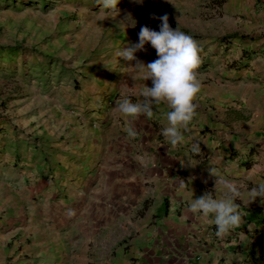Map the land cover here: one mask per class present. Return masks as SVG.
<instances>
[{
	"label": "crops",
	"instance_id": "1",
	"mask_svg": "<svg viewBox=\"0 0 264 264\" xmlns=\"http://www.w3.org/2000/svg\"><path fill=\"white\" fill-rule=\"evenodd\" d=\"M216 2L223 10L217 19L220 24L209 34H197L196 40L204 42L200 43L203 63L199 68L203 88L197 98V116L185 133L186 142L173 147L161 134L168 123L166 104L153 106L151 118L141 116L130 124L129 118L114 111L116 100L113 107L104 106L118 86L107 78L103 81L111 83L103 87L84 78L72 88L75 105L59 108L50 123L51 130L60 127V141L56 143L51 137L57 136L43 129L49 143L27 149L40 150L42 159L37 163L43 166V178L35 182L26 178L35 173L32 167V172L17 180L23 188L17 200L30 203L26 210H2L0 264H91L88 248L93 244L84 234L86 220L91 231L98 233L100 221L108 222L119 205L130 203L134 187L146 183L148 170L158 179L167 172L175 181L174 189L161 193L155 212L161 224L153 231L158 237L151 244L157 253H140L133 259L123 251L121 264H264V204L260 197L247 206L237 200L242 204L244 222L226 236L216 234L211 215L189 210L192 198L211 191L219 195L214 190L212 168L220 177L235 181L242 192L264 181V0ZM243 6L251 10L245 20L235 15ZM227 9L235 13H227ZM144 84L150 83L145 80ZM107 89H112L110 94ZM106 116H120L121 120L106 128L109 121H115ZM129 126L135 130L134 137L126 131ZM65 128L70 140L77 139L76 144L68 138L64 143ZM192 143H199V154L191 152ZM98 165L106 176L94 175L86 182L82 177ZM85 184L91 189H85ZM100 185L114 186L117 194L109 200L100 197L104 192ZM38 187L44 199L35 201L32 197ZM82 188L90 194L78 192ZM9 192L15 195L12 185Z\"/></svg>",
	"mask_w": 264,
	"mask_h": 264
},
{
	"label": "rangeland",
	"instance_id": "2",
	"mask_svg": "<svg viewBox=\"0 0 264 264\" xmlns=\"http://www.w3.org/2000/svg\"><path fill=\"white\" fill-rule=\"evenodd\" d=\"M216 1L119 0L116 9L111 10L103 8L98 0H0V216L2 210L27 209L29 201L17 200L23 189L17 180L26 172H32L33 167L35 173L26 178L35 182L43 178L44 170L37 163L42 159L40 150H28L49 143L50 137H43V129L57 136L51 139L58 142L60 127L51 130L49 126L54 123L59 108L65 110L75 105L72 88L84 78L103 87L111 83L103 81L107 78L119 88L107 89L108 94L112 92L104 103L106 108L113 107V101L123 96H129L134 102L142 99L140 91L144 80L132 79L136 73L131 64L135 61L120 58L117 53L138 42L142 26L159 31L161 21L153 15L167 14L172 28L196 35L195 40L197 34H209L221 22L217 19L221 18L223 10ZM250 11L243 6L235 15L245 20ZM231 12L233 10L227 9V13ZM104 16L107 17L102 19ZM145 48L146 51L136 53L139 60L148 63L157 59L150 43ZM148 83L151 87L150 79ZM106 117L115 120L109 121L106 128H112L121 120L120 116ZM68 131L66 128L63 131L64 143L69 139ZM68 141L77 143V139ZM29 156L31 158L27 159ZM30 160L33 164L28 163ZM93 168L82 177L87 178L88 183L91 176H106L100 165ZM147 177L145 184L134 187L128 205H119L108 222L100 221L98 233L91 231L86 220L84 234L93 244L92 249L91 244L88 248L91 264H121L119 257L123 251L129 252L133 259L140 253L156 255L151 241L158 237V232L153 231L161 223L155 212L161 203V193L174 189L175 181L167 172L158 179L154 178L153 170H148ZM11 185L16 192L10 196ZM39 187L32 197L35 201L44 199ZM84 188L91 189V185L85 184ZM101 188L104 192L99 195L104 199H113L117 194V188L112 185H100ZM85 189L78 192L90 194L85 193Z\"/></svg>",
	"mask_w": 264,
	"mask_h": 264
},
{
	"label": "clouds",
	"instance_id": "3",
	"mask_svg": "<svg viewBox=\"0 0 264 264\" xmlns=\"http://www.w3.org/2000/svg\"><path fill=\"white\" fill-rule=\"evenodd\" d=\"M119 0H98L105 9H116ZM104 16L102 19L106 18ZM158 18L161 21L159 31L148 26H142L138 33V42L128 48H123L117 55L135 68L132 79H150L152 86L144 84L140 91L142 99L133 101L129 96H123L115 101L114 111L123 117L129 118V123L141 116L151 118L153 106L161 103L168 106L166 113L167 126L162 129V135L173 146L186 142L185 133L190 130V124L197 116L199 104L197 98L203 88V76L199 68L203 63L201 53L203 48L192 36L184 33L178 27L172 28L167 14ZM150 43L156 50L157 59L145 63L136 56L138 51H146L145 45ZM129 136L136 135L135 130L129 126L126 129ZM191 152L200 153L199 143H192ZM215 177L214 190L219 192L214 196L205 192L198 198H192L189 210L192 213H202L204 217L211 215L217 229L218 236H226L231 230L240 227L244 222V214L240 211L241 205L261 198L264 204V181L242 192L235 181L220 177L215 169H211ZM237 200L241 203H237Z\"/></svg>",
	"mask_w": 264,
	"mask_h": 264
}]
</instances>
